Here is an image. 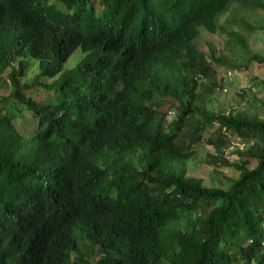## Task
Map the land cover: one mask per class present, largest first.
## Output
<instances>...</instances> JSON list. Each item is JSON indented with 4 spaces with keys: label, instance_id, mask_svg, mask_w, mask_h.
<instances>
[{
    "label": "trees",
    "instance_id": "trees-1",
    "mask_svg": "<svg viewBox=\"0 0 264 264\" xmlns=\"http://www.w3.org/2000/svg\"><path fill=\"white\" fill-rule=\"evenodd\" d=\"M257 9L0 0V264H264V123L208 110L224 60L194 45L221 36L241 57L236 30ZM196 146L237 178L190 177Z\"/></svg>",
    "mask_w": 264,
    "mask_h": 264
},
{
    "label": "rangeland",
    "instance_id": "rangeland-1",
    "mask_svg": "<svg viewBox=\"0 0 264 264\" xmlns=\"http://www.w3.org/2000/svg\"><path fill=\"white\" fill-rule=\"evenodd\" d=\"M244 24L243 30H236L238 37L246 46V49L241 50V57H238L232 49L226 46V42L221 36H210L202 32L201 38L194 45L201 53H207L208 47L212 46L224 60L223 66H217V73L212 77V80L215 81L221 78L222 87L213 91L210 99L206 101L209 106L208 110L225 114L231 111L239 112L249 120L264 123V64L253 60L254 57L264 59V10L257 9L250 12L247 18L244 17ZM76 53L64 64L62 72L55 79L48 81V84L75 67ZM28 61L33 60L28 58ZM233 65L241 69L233 70L231 67ZM228 72L229 74H227ZM2 79L5 80V77ZM28 80L29 78H26V81ZM5 90V94H10L9 88ZM159 109L166 111L167 105L161 104ZM209 130L213 132L212 134L215 133V127L209 128ZM207 138L208 134L205 135V139ZM193 150L195 156L186 164V169L190 177L201 180L204 186L225 189L229 185L230 179L237 178L238 172L234 169L222 165V162H218V166H215L211 158H208L216 153V149L196 146ZM242 150H244L243 143L235 137H230L227 148L224 152L222 150L220 152L223 153L225 162L234 163L239 160L236 157V152Z\"/></svg>",
    "mask_w": 264,
    "mask_h": 264
},
{
    "label": "clouds",
    "instance_id": "clouds-1",
    "mask_svg": "<svg viewBox=\"0 0 264 264\" xmlns=\"http://www.w3.org/2000/svg\"><path fill=\"white\" fill-rule=\"evenodd\" d=\"M227 74H229V72H228ZM224 78H226V76H224ZM203 79H204V78H203L202 76H196V77L194 78V80H195L198 84L201 83Z\"/></svg>",
    "mask_w": 264,
    "mask_h": 264
}]
</instances>
